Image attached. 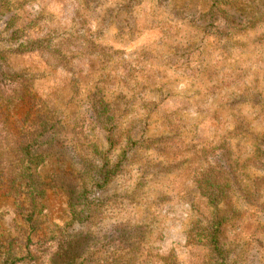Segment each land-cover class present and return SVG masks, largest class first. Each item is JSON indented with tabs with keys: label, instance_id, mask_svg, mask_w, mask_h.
<instances>
[{
	"label": "rangeland",
	"instance_id": "obj_1",
	"mask_svg": "<svg viewBox=\"0 0 264 264\" xmlns=\"http://www.w3.org/2000/svg\"><path fill=\"white\" fill-rule=\"evenodd\" d=\"M209 8L204 0H0V51L33 78L29 93L61 122L39 170L47 184L41 219L62 225L71 202L85 205L88 220L71 230L79 240L72 254L86 264L132 242L129 252L118 247L128 253L121 261L209 264V248L188 241L222 208L200 188L205 173L228 187L237 212L220 231L228 264H264V0L230 9L234 20L255 23L228 35L223 21L204 31ZM80 33L106 56L73 46L68 69L21 51L49 34L59 44ZM97 94L109 106L114 143L93 111ZM28 109L19 102L7 110L21 117ZM106 159L122 170L82 196L79 176ZM15 208L0 192V243L21 253L29 231ZM125 224L145 230L119 237ZM111 235L123 243L107 247Z\"/></svg>",
	"mask_w": 264,
	"mask_h": 264
},
{
	"label": "trees",
	"instance_id": "obj_2",
	"mask_svg": "<svg viewBox=\"0 0 264 264\" xmlns=\"http://www.w3.org/2000/svg\"><path fill=\"white\" fill-rule=\"evenodd\" d=\"M204 1L210 2L208 11L201 15L202 23L205 24L204 31L222 21L227 31L225 35H228L230 30L238 29V32H241L254 26V21H236L229 13V10L236 8L242 0ZM19 31H15L14 34L18 35ZM73 46L80 47L81 51L89 54L103 56L107 54L105 46L92 42L83 33L70 43L61 40L59 44H54L52 35L49 34L22 46L21 51L41 52L48 64L68 68L67 55L74 52ZM63 50L66 51V56L62 54ZM32 87L33 78L25 73L13 71L6 56L0 51V109L5 108L0 113L8 116L0 117V192L15 199V212L27 225L29 231L24 238L21 253H16L13 245L0 243V264H86L88 260H82L84 254L76 257L72 254L79 240L76 237L78 234L72 233L71 230L75 224L88 220L86 215L89 210L86 206L76 208L78 202H71L72 219L62 225L41 219L44 211L42 200L47 194V184L39 170L48 158L51 148L59 141L61 122L51 117L52 114L46 108V101L29 93ZM93 98V111L95 115L97 114L99 126L110 132L111 143H114L111 132L115 127L112 128L113 120L108 115L109 106L98 94ZM19 102L27 103L29 109L21 117L11 115L7 109ZM103 162V165L96 167L89 164L87 172L79 176L81 184L78 187H82V196L88 193L87 188L91 183L96 184L100 190L106 188L122 170V162L114 166L110 165L108 159ZM199 184L210 203L217 209L220 208L219 206L222 208L218 210L220 212L217 211L210 227L200 228L198 224L194 225L189 231L188 241L209 248V264H228L229 254L221 243L220 231L224 225L231 223L237 217V212H234L235 208L232 206V197L228 187L215 181L212 173L203 174L199 178ZM144 230V226L125 224L117 227L115 232L121 234L119 237H129L132 233L141 234ZM104 241L110 248L117 241L123 243L121 240H116L113 235L106 236ZM134 243H127L129 244L127 247H118L122 251L129 252ZM118 247L112 253L100 257L99 263L94 264H130L129 260L121 261L128 253L120 254ZM80 260L82 261L79 262Z\"/></svg>",
	"mask_w": 264,
	"mask_h": 264
}]
</instances>
